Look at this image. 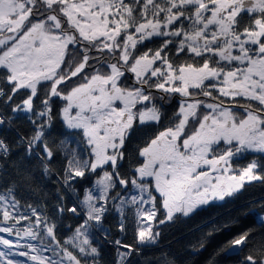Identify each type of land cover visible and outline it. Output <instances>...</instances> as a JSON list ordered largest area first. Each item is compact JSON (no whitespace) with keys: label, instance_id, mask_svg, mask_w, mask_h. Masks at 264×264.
<instances>
[{"label":"snow or ice","instance_id":"obj_1","mask_svg":"<svg viewBox=\"0 0 264 264\" xmlns=\"http://www.w3.org/2000/svg\"><path fill=\"white\" fill-rule=\"evenodd\" d=\"M0 100L12 113L0 114V128L21 118L32 125L14 142L0 135V179L10 167L18 178L0 192V264H103L104 243L116 264H132L163 226L264 183L257 158L233 167L234 158L264 154V0H0ZM56 121L63 131L49 143ZM145 128L154 135L130 150ZM33 157L40 182L57 185L52 217L16 196L36 179L25 163ZM89 178L81 193L76 185ZM128 210L135 245L106 227L115 213L124 233ZM65 212L81 219L61 241ZM253 212L261 242L241 264H264V215ZM251 232L217 254L244 252Z\"/></svg>","mask_w":264,"mask_h":264},{"label":"trees","instance_id":"obj_2","mask_svg":"<svg viewBox=\"0 0 264 264\" xmlns=\"http://www.w3.org/2000/svg\"><path fill=\"white\" fill-rule=\"evenodd\" d=\"M79 82V77L74 78ZM72 85V81H69ZM22 97H17L18 103ZM63 102H58L59 104ZM34 104L39 105V100L34 101ZM167 115L171 116L178 108V101L172 98L169 103L165 105ZM0 114L11 116V109L4 105L3 100H0ZM167 123V121H165ZM32 131V125L24 119H18L11 131L5 128H0V135L5 136L9 142H14L17 132L28 135ZM63 131L60 121H56L55 125L49 135V143L53 141L58 143L59 135ZM155 129L145 128L143 131H138L133 137V144L130 146L134 148L137 143L143 144L148 137L154 135ZM23 148L15 149L11 159L18 160L23 155ZM257 158L260 163H264V155L258 153H249L244 157L234 158L233 167L239 169L247 165L250 159ZM25 163L32 169L36 179L31 183L29 188L25 184H20L16 190V196L23 205L27 202H34L42 205V210L52 217L55 214L54 205L56 203V188L57 185L51 180L40 182V170L38 161L35 157ZM59 167V164H57ZM128 164L125 163V168ZM18 179L14 170L10 167L8 176L0 179V192L11 183L12 180ZM53 180L55 177L52 178ZM92 183L91 178L81 180L77 185V189L82 193L83 189ZM39 185V187H38ZM36 191L33 192L32 190ZM264 202V183L255 181L245 186L235 194L233 197H228L219 203H212L205 209L198 212V214L187 219L185 222L177 223L170 226H163L162 235L156 245L151 247H144L139 254L133 253L131 257L132 264H165L168 260H174L175 264H241L243 257L248 254V249L253 248L261 242V229L255 213H261L260 204ZM68 207L76 203L75 198L69 194L65 201ZM23 210V209H22ZM264 215V213H261ZM125 228L126 231L121 233L118 231L119 220L116 216L111 215L106 227L110 229L111 238H122L124 243H136L135 218L132 210L126 213ZM79 217H74L72 213L65 212L62 220L57 221V237L61 241L71 233L68 225L72 228L80 223ZM25 221L21 222L23 225ZM24 227V226H23ZM213 229H219L213 231ZM252 229L249 239L252 241L245 248L244 252L239 255H228L227 251L220 252L218 250L230 241L234 236ZM211 232V235L208 233ZM204 241L203 247L199 246L200 241ZM136 247H140L136 245ZM103 264H116V252L113 245L107 243L102 244L101 247Z\"/></svg>","mask_w":264,"mask_h":264},{"label":"rangeland","instance_id":"obj_3","mask_svg":"<svg viewBox=\"0 0 264 264\" xmlns=\"http://www.w3.org/2000/svg\"><path fill=\"white\" fill-rule=\"evenodd\" d=\"M174 98H176V100L179 102V97L178 96H176V97H174ZM262 155H264V154H262ZM239 158V157H238ZM219 202H222V201H216V202H214V203H219ZM133 214H134V212H133ZM112 215H114V216H116L115 215V213H113ZM117 217V216H116ZM134 218H135V216H134ZM117 219L119 220V218L117 217ZM25 227V226H27V221H25V223L23 224V225H17V227L19 228V227ZM0 235H2V234H0ZM22 243L24 242V241H21ZM17 260H21L22 258H20V257H17L16 258Z\"/></svg>","mask_w":264,"mask_h":264}]
</instances>
